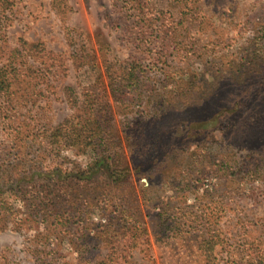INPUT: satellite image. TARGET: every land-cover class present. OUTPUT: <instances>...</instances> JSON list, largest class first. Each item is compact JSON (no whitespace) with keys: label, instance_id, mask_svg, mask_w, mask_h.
<instances>
[{"label":"rangeland","instance_id":"rangeland-1","mask_svg":"<svg viewBox=\"0 0 264 264\" xmlns=\"http://www.w3.org/2000/svg\"><path fill=\"white\" fill-rule=\"evenodd\" d=\"M12 1L0 264H264V0Z\"/></svg>","mask_w":264,"mask_h":264},{"label":"trees","instance_id":"trees-1","mask_svg":"<svg viewBox=\"0 0 264 264\" xmlns=\"http://www.w3.org/2000/svg\"><path fill=\"white\" fill-rule=\"evenodd\" d=\"M13 6V1L12 0H0V10H1V12H7V11H9L10 9H11V7ZM109 79H111V77L109 78ZM2 83V82H1ZM3 83H4V81H3ZM3 83H2V85H0V88L1 89H3L4 87H3ZM132 88V86H129V89H131ZM109 89L111 90V93H112V95H113V97H116V95H115V90H114V85L111 83L110 85H109ZM68 91H70V89H68ZM129 91H131V90H129ZM238 109H237V105L236 106H232V107H228V108H226V111H225V114H227L228 112H236ZM221 115H224V114H221ZM215 121V119L213 118L212 120H210V121H208V122H204V123H202V126L201 127H204V129L207 127V125H209L208 127H210V125L212 124V122H214ZM78 123V122H77ZM210 123V124H209ZM70 123H66V122H64L61 126H60V128H59V133L60 134H62V135H64V136H70L71 134L73 135V134H76V129H77V126L79 125V123L78 124H74V125H69ZM213 127V126H212ZM94 134V133H93ZM92 134V135H93ZM96 134V133H95ZM94 134V135H95ZM91 135V136H92ZM59 147L60 148H66V146L64 145V144H60L59 145ZM58 147V148H59ZM102 169H105V170H107V172L109 173V170H111V167H110V165L109 164H107V162L104 160V159H99L98 161H96L95 162V164L89 169V171L91 170V171H93V170H95V171H100V170H102ZM13 220H14V218H13ZM12 220V221H13ZM140 225H142V223H140ZM143 227V226H142Z\"/></svg>","mask_w":264,"mask_h":264}]
</instances>
